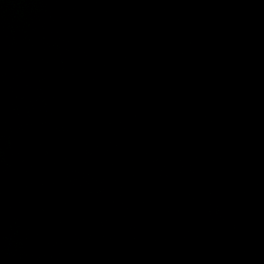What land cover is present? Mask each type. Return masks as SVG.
I'll use <instances>...</instances> for the list:
<instances>
[{"label":"water","instance_id":"water-1","mask_svg":"<svg viewBox=\"0 0 264 264\" xmlns=\"http://www.w3.org/2000/svg\"><path fill=\"white\" fill-rule=\"evenodd\" d=\"M0 264H264V0H0Z\"/></svg>","mask_w":264,"mask_h":264}]
</instances>
